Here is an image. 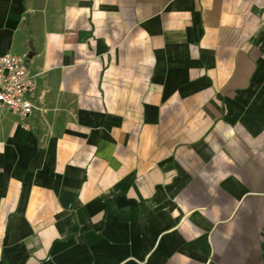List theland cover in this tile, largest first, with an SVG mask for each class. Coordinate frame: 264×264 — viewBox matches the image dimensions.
Returning <instances> with one entry per match:
<instances>
[{
  "label": "crops",
  "instance_id": "obj_1",
  "mask_svg": "<svg viewBox=\"0 0 264 264\" xmlns=\"http://www.w3.org/2000/svg\"><path fill=\"white\" fill-rule=\"evenodd\" d=\"M0 53V264H264V0H0Z\"/></svg>",
  "mask_w": 264,
  "mask_h": 264
},
{
  "label": "built area",
  "instance_id": "obj_2",
  "mask_svg": "<svg viewBox=\"0 0 264 264\" xmlns=\"http://www.w3.org/2000/svg\"><path fill=\"white\" fill-rule=\"evenodd\" d=\"M38 78L26 54L0 53V111L8 109L21 118L43 111Z\"/></svg>",
  "mask_w": 264,
  "mask_h": 264
}]
</instances>
